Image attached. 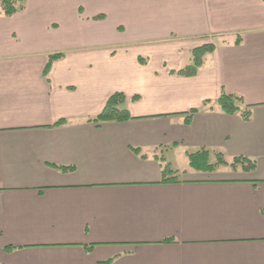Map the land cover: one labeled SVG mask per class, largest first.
Here are the masks:
<instances>
[{"label":"crops","instance_id":"crops-1","mask_svg":"<svg viewBox=\"0 0 264 264\" xmlns=\"http://www.w3.org/2000/svg\"><path fill=\"white\" fill-rule=\"evenodd\" d=\"M203 45L195 76L172 74ZM114 93L133 119L86 123ZM222 93L248 122L219 111ZM201 149L226 165L190 168ZM0 264H264V0L0 12Z\"/></svg>","mask_w":264,"mask_h":264},{"label":"trees","instance_id":"trees-1","mask_svg":"<svg viewBox=\"0 0 264 264\" xmlns=\"http://www.w3.org/2000/svg\"><path fill=\"white\" fill-rule=\"evenodd\" d=\"M24 8V0H0V12L5 17H10L15 13L21 11ZM103 16H98L94 20H102ZM214 47L212 45H203L197 47L191 51L190 62L178 70L177 72H172L180 77H193L197 74L199 68L202 66L203 58L212 53ZM63 57V54H54L48 57V62L44 68V75H46L50 69L53 61ZM125 96L122 93H114L106 101L105 107L100 114L93 118L86 120V123L93 124L95 126H100L104 123H125L133 118L130 116L125 108ZM136 100V98H132ZM209 102H204L203 107H207ZM215 105L220 112L226 115H239L244 122L250 120V109L248 106H244L243 100L240 97L227 95L222 93ZM197 110H191L190 115L196 113ZM188 122V120H186ZM64 121H59L55 126H60ZM213 155L215 161L211 163L209 158ZM189 166L192 169L198 171H213L215 167L220 165H226V162L220 154H211L206 150H199L197 152L188 155ZM231 166H240L245 172H251L255 168V163L244 157L233 158L230 163ZM62 171H67V168H59ZM162 182H176V177L173 176L172 171L168 169L167 165H163L162 170Z\"/></svg>","mask_w":264,"mask_h":264}]
</instances>
